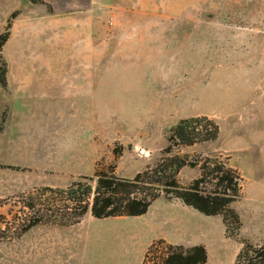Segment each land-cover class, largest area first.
Here are the masks:
<instances>
[{"label": "rangeland", "instance_id": "obj_1", "mask_svg": "<svg viewBox=\"0 0 264 264\" xmlns=\"http://www.w3.org/2000/svg\"><path fill=\"white\" fill-rule=\"evenodd\" d=\"M6 29L0 264H160L172 244H145L176 217L188 246L173 245H203V264H246L264 246V0H0ZM190 117L217 137L201 121L194 143H169ZM171 156L186 162L180 189L216 158L238 197L215 215L163 193L137 216L67 207L95 174L131 179Z\"/></svg>", "mask_w": 264, "mask_h": 264}, {"label": "trees", "instance_id": "obj_2", "mask_svg": "<svg viewBox=\"0 0 264 264\" xmlns=\"http://www.w3.org/2000/svg\"><path fill=\"white\" fill-rule=\"evenodd\" d=\"M7 37L8 29L0 34V49ZM1 83L5 84L4 78ZM201 121H207L212 125L210 132H206L208 128L206 125L201 126ZM193 122H197L196 126L191 125ZM197 124L205 128L204 140L217 137L219 128L212 120L190 117L179 119L169 128L168 142L176 145L194 143ZM185 164L182 158L171 156L162 158L153 167L136 173L131 179L119 178L106 172L95 174L94 186L76 185V188L73 187L74 190L67 192V207L70 205L74 206L73 208L80 207L81 214L89 208L95 218L137 216L145 213L150 204L163 193L165 197H176L200 213L215 215L223 212L226 206L238 197L239 177L236 171L216 158L208 159L201 166L200 176L193 180L190 186L180 189L175 176ZM231 212L237 218L234 211ZM248 250L245 252L246 264H264V246L256 248L248 245ZM243 253L240 251L237 259ZM206 259L207 253L201 244L189 247L169 245L160 264H203Z\"/></svg>", "mask_w": 264, "mask_h": 264}, {"label": "crops", "instance_id": "obj_3", "mask_svg": "<svg viewBox=\"0 0 264 264\" xmlns=\"http://www.w3.org/2000/svg\"><path fill=\"white\" fill-rule=\"evenodd\" d=\"M92 34L88 37V40H89V42L91 43V50L93 49V47H92V43H93V40H92ZM96 45V47H97V44H95ZM81 51H82V54L84 53V50L83 49H81ZM96 52L98 53V51L96 50ZM97 55V54H96ZM90 57H91V59H92V57H93V54L91 53L90 55H89ZM87 59H89V58H87ZM159 199V198H158ZM163 201H165V200H163ZM165 202H168V201H165ZM170 204H175V205H178V206H183V204H180V203H178V202H176V203H174V202H169ZM170 219L171 220H173L174 219V217L171 215L170 216ZM172 223V227L170 228V230H166V231H159L158 233H156L154 236H152V237H150V239H148V241H147V243L145 244V245H147L148 243H150V242H152L153 240H158V239H161V240H163V241H165L166 243H168V244H182V245H187L188 246V244H186V243H183V241H178V235H179V232L182 230V228H179L180 226H182V225H179L178 223H179V220H178V218L176 217L175 218V221H174V223L173 222H171ZM144 245V246H145ZM143 246V247H144ZM143 249V248H142ZM142 251V250H141ZM140 263H141V258H140Z\"/></svg>", "mask_w": 264, "mask_h": 264}]
</instances>
